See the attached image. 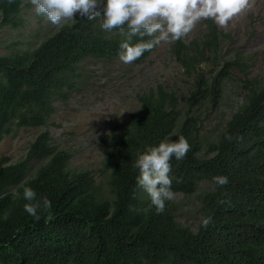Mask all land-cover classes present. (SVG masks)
Listing matches in <instances>:
<instances>
[{"label": "trees", "instance_id": "obj_1", "mask_svg": "<svg viewBox=\"0 0 264 264\" xmlns=\"http://www.w3.org/2000/svg\"><path fill=\"white\" fill-rule=\"evenodd\" d=\"M26 1L0 0L3 20L19 24ZM206 25L209 47H217L221 31L212 19ZM121 39L101 27V17L78 15L38 46L0 56V143L15 127L46 126L56 102L80 80L85 61L119 59ZM207 57L206 49L198 57L177 53L189 76L197 77L188 104L163 86L138 96L140 109L108 145L104 180L72 170L71 154L54 146L47 132L24 160H2L0 264H264V89L250 88L242 107L207 142L199 110L219 101L227 80L225 71L208 77ZM180 135L190 149L182 161H170L172 190L194 195L208 186L199 194L197 230L181 223L174 200L157 214L133 167L148 146ZM33 161L39 164L34 170ZM217 175L229 183L216 185ZM26 186L37 200L50 201L47 207L41 201L38 218L24 210Z\"/></svg>", "mask_w": 264, "mask_h": 264}, {"label": "rangeland", "instance_id": "obj_2", "mask_svg": "<svg viewBox=\"0 0 264 264\" xmlns=\"http://www.w3.org/2000/svg\"><path fill=\"white\" fill-rule=\"evenodd\" d=\"M206 20H200L183 39L162 42L142 63H123L119 59L85 61L80 80L56 102V111L46 126L15 127L3 139L0 162L24 160L31 143L47 132L54 146L71 154L72 170H88L104 180L108 145L126 131L132 115L140 109L139 95L163 86L179 95L181 104H188L197 77L191 78L177 59L178 51L184 54V49L190 57L207 50L208 77L227 72L222 97L199 110L202 132L211 142L242 107L250 88L264 89V0H251V7L227 26L217 25L221 31L217 47H209ZM17 21L20 23H6L0 14V56L34 48L73 22L68 19L53 25L35 13L30 0L25 2ZM179 41L185 47L177 48ZM38 165L36 161L31 164L33 170ZM207 187L203 184L194 195L174 192L172 198L178 204V219L193 230L201 221L199 194Z\"/></svg>", "mask_w": 264, "mask_h": 264}, {"label": "clouds", "instance_id": "obj_3", "mask_svg": "<svg viewBox=\"0 0 264 264\" xmlns=\"http://www.w3.org/2000/svg\"><path fill=\"white\" fill-rule=\"evenodd\" d=\"M35 13L53 25L73 19L74 14L94 20L101 17V27L109 32L115 30L122 37L118 58L131 63L143 53L160 45L183 39L202 19H212L219 26H227L235 16L251 7V0H30ZM138 38L133 43V38ZM190 149L188 140L178 136L175 140L162 139L158 145L148 146L138 153L133 167L138 169L137 186L149 196L150 205L157 214L165 210L172 200L174 177L170 175L172 159L182 161ZM216 185L229 183L225 175L214 176ZM23 196L28 203L24 210L38 218L42 204L47 207V197L36 199V192L25 187ZM211 216L202 220L207 227Z\"/></svg>", "mask_w": 264, "mask_h": 264}]
</instances>
